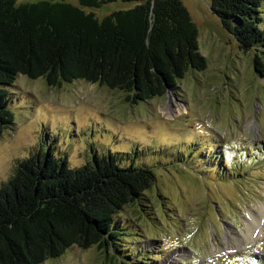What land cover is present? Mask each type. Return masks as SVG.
<instances>
[{
	"label": "rangeland",
	"instance_id": "obj_1",
	"mask_svg": "<svg viewBox=\"0 0 264 264\" xmlns=\"http://www.w3.org/2000/svg\"><path fill=\"white\" fill-rule=\"evenodd\" d=\"M181 1L207 68L164 98L134 105L99 85L50 87L25 76L6 88L14 124L0 136V188L19 162L48 152L71 168L112 153L156 175L143 200L115 218L125 231L119 252L74 246L43 264H139L140 256L145 264H264V217L252 224L264 215V68L254 62L259 54L264 63V49L243 52L212 0ZM137 4L83 9L103 20ZM261 8L264 20V0ZM250 229L256 237L246 242Z\"/></svg>",
	"mask_w": 264,
	"mask_h": 264
},
{
	"label": "trees",
	"instance_id": "obj_2",
	"mask_svg": "<svg viewBox=\"0 0 264 264\" xmlns=\"http://www.w3.org/2000/svg\"><path fill=\"white\" fill-rule=\"evenodd\" d=\"M114 1L0 0V136L14 124L6 88L20 76L50 87L83 81L137 105L164 98L190 71L206 70L197 27L181 0H124L138 4L103 20L83 9ZM262 2L212 0L246 54L264 49ZM254 62L264 68L259 54ZM124 163L109 153L71 168L49 152L19 162L0 188V264H43L74 246L119 252L125 231L115 218L156 182L149 166Z\"/></svg>",
	"mask_w": 264,
	"mask_h": 264
},
{
	"label": "bare ground",
	"instance_id": "obj_3",
	"mask_svg": "<svg viewBox=\"0 0 264 264\" xmlns=\"http://www.w3.org/2000/svg\"><path fill=\"white\" fill-rule=\"evenodd\" d=\"M180 112V111H179ZM184 113V112H183ZM264 217V215L260 218V219H257V220H254V222L252 223V224H256V228H258V226H261V220H262V218ZM251 224V225H252ZM250 224L248 225V228H250V226H251ZM251 230V229H250ZM252 231V230H251ZM253 232L254 231H252V232H250V234L249 235H247L246 236V238H245V241L246 242H248V241H250V239L251 238H253V236H254V234H253ZM254 237H256V236H254ZM233 239H235V238H233ZM233 239H230V240H232V242H233ZM256 239V238H255ZM241 240L238 238V240H237V242H240ZM253 241V240H252ZM234 242H236V241H234Z\"/></svg>",
	"mask_w": 264,
	"mask_h": 264
},
{
	"label": "water",
	"instance_id": "obj_4",
	"mask_svg": "<svg viewBox=\"0 0 264 264\" xmlns=\"http://www.w3.org/2000/svg\"><path fill=\"white\" fill-rule=\"evenodd\" d=\"M169 93V92H168Z\"/></svg>",
	"mask_w": 264,
	"mask_h": 264
}]
</instances>
